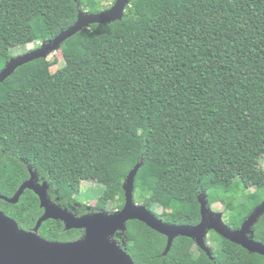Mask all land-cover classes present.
I'll use <instances>...</instances> for the list:
<instances>
[{"label":"trees","instance_id":"16d2710c","mask_svg":"<svg viewBox=\"0 0 264 264\" xmlns=\"http://www.w3.org/2000/svg\"><path fill=\"white\" fill-rule=\"evenodd\" d=\"M115 1L0 0V71L15 48ZM54 54L59 61L33 60L0 83V196L11 198L31 170L69 213H85L75 198L87 182L101 188L90 212L113 213L140 164L134 202L165 223L198 224L203 194L232 229L262 203L264 0H129L121 20L83 29ZM223 178L230 186L218 194L209 183ZM0 211L24 231L43 214L30 190L16 204L0 200ZM253 230L264 244V215ZM209 234V255L185 237L164 254L166 237L138 221L112 240L134 264H264ZM38 235L64 243L84 231L48 220Z\"/></svg>","mask_w":264,"mask_h":264},{"label":"water","instance_id":"95a60500","mask_svg":"<svg viewBox=\"0 0 264 264\" xmlns=\"http://www.w3.org/2000/svg\"><path fill=\"white\" fill-rule=\"evenodd\" d=\"M129 0H116L106 11L100 13L80 12L74 25L56 37L44 41L38 48L11 58L0 71V83L4 82L18 67L36 59H45L55 53L60 45L78 32L94 24L121 20ZM140 164L129 172L124 184V205L121 210L109 213L101 211L77 217L52 202L47 195L46 182L38 183L29 170L30 178L23 182L11 198L0 196L8 204L18 203L25 190L32 191L39 199L42 216L32 231L19 229L17 223L0 211V264H134L126 251L112 240L116 234L126 231V224L138 221L167 239V254L176 238L185 237L210 254L207 246L209 232L240 246L250 254L264 257V244L254 240L253 227L264 215V200L257 206L238 229L230 228L221 213H215L208 205L206 195L199 199L200 221L196 225L170 224L157 218L150 210L134 202V184ZM48 220L60 221L67 231L83 230L82 239L74 242H49L38 235L41 225Z\"/></svg>","mask_w":264,"mask_h":264},{"label":"rangeland","instance_id":"374dc122","mask_svg":"<svg viewBox=\"0 0 264 264\" xmlns=\"http://www.w3.org/2000/svg\"><path fill=\"white\" fill-rule=\"evenodd\" d=\"M105 5H110V2L105 3ZM39 46H40V43L31 44V45H28L25 47L15 48L13 51V55H14V57L23 55V54H25L31 50L38 48ZM55 56L57 57V59L59 61L60 60L59 56L57 54H54V53L50 54L47 58H48V60H53ZM261 166L264 169V160L261 162ZM209 184H210V186H212L216 189L218 194H222L224 192V189L228 188L230 186V181L226 178H223L219 183H217L215 181H210ZM245 184L248 185V182H245ZM100 194H101V188L98 185L93 184V183H88V182L83 183L81 186V190H80L79 195L75 198V205H77V206L83 205V206H85V208H90L94 205L96 200L99 198ZM135 198H136V204L137 205L142 204L141 200L140 201L137 200L138 199L137 194L135 195ZM113 208H114V205L108 206V211L112 210ZM211 210L215 213H221L223 216V220L226 223V221H225L226 213H225L222 205L214 204L213 206H211ZM155 213L158 214L157 211H155ZM209 235L210 234H208V236H207V240L209 238ZM208 245L210 246L211 244L208 242Z\"/></svg>","mask_w":264,"mask_h":264},{"label":"flooded vegetation","instance_id":"af4514ba","mask_svg":"<svg viewBox=\"0 0 264 264\" xmlns=\"http://www.w3.org/2000/svg\"><path fill=\"white\" fill-rule=\"evenodd\" d=\"M90 210H91V207L90 208H86L85 209V213L83 214V215H81V216H84V215H88V214H93L92 212H90ZM81 216H77V217H81ZM33 230V229H32ZM31 230V231H32ZM82 239V238H81ZM80 240V239H79Z\"/></svg>","mask_w":264,"mask_h":264}]
</instances>
